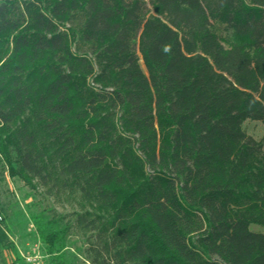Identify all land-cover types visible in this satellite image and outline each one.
Here are the masks:
<instances>
[{"label":"trees","instance_id":"obj_1","mask_svg":"<svg viewBox=\"0 0 264 264\" xmlns=\"http://www.w3.org/2000/svg\"><path fill=\"white\" fill-rule=\"evenodd\" d=\"M251 123L264 0H0V179L73 203L89 264H264Z\"/></svg>","mask_w":264,"mask_h":264},{"label":"rangeland","instance_id":"obj_2","mask_svg":"<svg viewBox=\"0 0 264 264\" xmlns=\"http://www.w3.org/2000/svg\"><path fill=\"white\" fill-rule=\"evenodd\" d=\"M87 86L99 93L89 81ZM245 130L255 141L264 134V128L258 123L245 125ZM0 203L4 210L0 225L13 246L10 251L0 249V264H50L45 248L37 238L35 224L45 228L46 232L62 233L63 264H89L86 260L87 240L76 227L75 219L79 213L73 203L47 198L41 190L31 192L6 175L0 179ZM250 231L264 234V230L256 227H251Z\"/></svg>","mask_w":264,"mask_h":264}]
</instances>
